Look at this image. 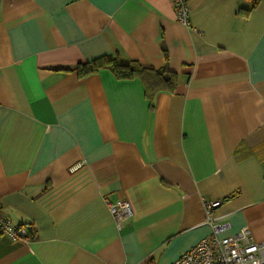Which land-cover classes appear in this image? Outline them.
Wrapping results in <instances>:
<instances>
[{"label":"crops","instance_id":"0c3cea01","mask_svg":"<svg viewBox=\"0 0 264 264\" xmlns=\"http://www.w3.org/2000/svg\"><path fill=\"white\" fill-rule=\"evenodd\" d=\"M185 3L189 28L171 0H0V214L31 232L0 264H171L209 237L202 200L264 242V0ZM113 55L169 88L77 76Z\"/></svg>","mask_w":264,"mask_h":264},{"label":"built area","instance_id":"2783aa9c","mask_svg":"<svg viewBox=\"0 0 264 264\" xmlns=\"http://www.w3.org/2000/svg\"><path fill=\"white\" fill-rule=\"evenodd\" d=\"M186 0H171L175 20L189 28ZM75 167L72 169L74 170ZM109 215L116 230L132 217L129 203L124 199L105 200ZM221 205L220 200H202L205 224L210 229L209 237L197 242L171 264H264V242H252L249 231L244 229L232 235H222L229 227L227 222H217L211 212ZM11 241H27L29 230L15 225L0 214V238Z\"/></svg>","mask_w":264,"mask_h":264},{"label":"trees","instance_id":"16d2710c","mask_svg":"<svg viewBox=\"0 0 264 264\" xmlns=\"http://www.w3.org/2000/svg\"><path fill=\"white\" fill-rule=\"evenodd\" d=\"M256 4L257 0H254L253 7ZM100 70L110 71L117 80L139 78L145 84L147 95L159 88H169V84H171L170 82L173 78L171 72L145 68L134 60L124 61L118 55L101 56L89 62L78 64L75 67L76 74L80 78ZM29 236H31V232H29Z\"/></svg>","mask_w":264,"mask_h":264}]
</instances>
